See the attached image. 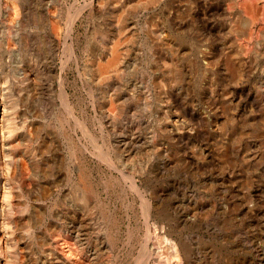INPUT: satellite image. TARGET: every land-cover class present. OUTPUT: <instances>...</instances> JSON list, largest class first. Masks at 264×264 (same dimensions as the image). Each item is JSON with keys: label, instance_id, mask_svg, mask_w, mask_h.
<instances>
[{"label": "rangeland", "instance_id": "374dc122", "mask_svg": "<svg viewBox=\"0 0 264 264\" xmlns=\"http://www.w3.org/2000/svg\"><path fill=\"white\" fill-rule=\"evenodd\" d=\"M0 98V264H154L133 182L162 246L264 264V0H0Z\"/></svg>", "mask_w": 264, "mask_h": 264}, {"label": "bare ground", "instance_id": "6f19581e", "mask_svg": "<svg viewBox=\"0 0 264 264\" xmlns=\"http://www.w3.org/2000/svg\"><path fill=\"white\" fill-rule=\"evenodd\" d=\"M220 11H222L223 13H224V9L223 8H220L219 9ZM242 16H240V18H241ZM242 18H244V17H242ZM238 21V20H237ZM251 23V22H250ZM242 24L243 25H245V26H247L249 23L247 22V21H242ZM242 26V25H241ZM227 28V27H226ZM225 28V29H226ZM224 29V30H225ZM69 30V29H68ZM241 30V29H240ZM243 31L245 30V29H242ZM250 31H248V33H249ZM164 34V33H163ZM242 34H245V32L244 33H242ZM258 35V34H257ZM244 36V35H243ZM246 36V35H245ZM236 37V36H235ZM233 40V39H232ZM230 41V40H229ZM123 42V41H122ZM234 42V41H233ZM228 43V42H227ZM236 42H234V44H235ZM72 44V43H71ZM239 44V43H238ZM226 46V45H225ZM231 46H233V45H231ZM163 47V46H162ZM235 47V46H234ZM74 49V48H73ZM230 49V48H229ZM236 49V48H235ZM206 50V49H205ZM108 51H109V53H108V55H109V59L110 60H108V64H104L105 65V68L104 69H102V68H99V69H102V71H104L105 69H106V72L108 71V70H110L112 67H115L118 63H119V61H120V56H121V52H120V42H117V41H114V42H112V44L110 45V47H108ZM74 52V51H73ZM164 52V51H163ZM235 52H236V54H241L242 53V49L241 48H237L236 50H235ZM260 52V51H259ZM158 53V52H157ZM221 53V52H220ZM229 53V52H228ZM162 54V53H161ZM218 57H219V55H218ZM159 58V57H158ZM240 58H241V56H240ZM102 59V58H101ZM221 59V58H220ZM223 59V58H222ZM225 59V61H226V65H227V67L230 69L229 70V72H231L232 73V71L231 70H233V67H232V65L230 64V63H228V59L227 58H224ZM155 60V59H154ZM159 59H157V60H155V61H158ZM235 60V59H234ZM161 60H159V62H160ZM224 61V62H225ZM95 62V61H94ZM220 62V61H219ZM100 63V62H99ZM102 63H100L99 65H101ZM162 64H163V62H162ZM98 65V66H99ZM103 65V64H102ZM100 66V67H103V66ZM164 65V64H163ZM245 66V65H244ZM158 67V66H157ZM166 67V66H165ZM167 67H168V65H167ZM247 67H248V65H247ZM93 72V71H92ZM228 72V71H227ZM107 76V75H106ZM105 77V76H104ZM114 79V78H113ZM106 81V80H105ZM224 82V81H223ZM230 82V81H229ZM238 82V81H237ZM101 83V82H100ZM105 83V82H104ZM230 85V84H229ZM64 89V88H63ZM108 97V96H107ZM2 98V97H1ZM0 98V99H1ZM1 103H2V101H0ZM69 102V101H68ZM109 102V101H108ZM66 103H67V101H66ZM63 105V104H62ZM65 105V104H64ZM67 105V104H66ZM64 107V106H63ZM74 109V108H73ZM105 111V110H104ZM106 112V111H105ZM110 112V111H109ZM112 112V111H111ZM68 114V113H67ZM112 114V113H111ZM69 115V114H68ZM111 116H113V115H111ZM69 117H70V115H69ZM76 117V116H75ZM71 118H72V116H71ZM107 118V117H106ZM112 118V117H111ZM7 119V118H6ZM6 119H4L3 121H5ZM118 119V118H117ZM166 119V118H165ZM111 120V119H110ZM167 120V119H166ZM79 121V120H78ZM77 121V122H78ZM116 121V120H115ZM77 122H76V124H77ZM80 122V121H79ZM6 123V122H5ZM3 124V123H2ZM32 124V123H31ZM78 125V124H77ZM2 126V125H1ZM0 126V127H1ZM79 126V125H78ZM81 127V126H80ZM4 129V128H3ZM15 129V128H14ZM103 129V128H102ZM1 130V129H0ZM4 131V130H3ZM2 131V132H3ZM4 134V133H3ZM3 134H1V135H3ZM10 138V137H9ZM3 139V138H2ZM1 139V140H2ZM4 140V139H3ZM4 143V142H3ZM2 151V150H1ZM5 151H6V149H5ZM1 153H3V152H1ZM102 156V155H101ZM97 157V156H96ZM14 160V159H13ZM110 161V160H109ZM10 165L12 164V163H10V162H8ZM130 163V162H129ZM111 164H114V163H111ZM13 165V164H12ZM6 168V167H5ZM110 168V167H109ZM117 169H119V168H117ZM18 170V169H17ZM122 172V171H121ZM118 174V173H117ZM136 174V173H135ZM74 175H75V173H74ZM125 176V175H124ZM123 177V176H122ZM6 178H7V174H5V173H1L0 174V181H4V180H6ZM124 178V177H123ZM122 178V179H123ZM128 178V177H127ZM126 179V178H125ZM124 179V181H126ZM130 180V179H129ZM134 181V180H133ZM132 181V182H133ZM133 186L135 187V189H137V191L139 192V194L142 196V201L144 200V205L146 206V204H147V210H146V214H147V231H146V236L144 235L143 237H145V248L147 249V251H149L148 252V256H149V259H154V264H192V260H191V250H190V246H189V244H188V242H186V240H184L181 236H180V233H178V239L176 240V242H171V243H169V246H162L161 245V243H160V241H159V238H158V235H159V232H161L162 230H164V228H159L157 225H155V224H152L151 223V221H153V220H155L156 218H155V213H156V208L154 207V202L153 203H149V202H151V201H149L148 203H147V201H146V198H147V196L145 197L141 192H140V190H139V188L137 187V185L133 182ZM127 185V184H126ZM125 185V186H126ZM141 185V184H140ZM142 186V185H141ZM147 187H148V185H147ZM124 188V187H123ZM127 188V187H126ZM1 189V188H0ZM82 189V188H81ZM143 189V188H142ZM3 190V189H2ZM124 190V189H123ZM133 191V190H132ZM137 194V193H136ZM139 195V196H140ZM60 197V196H59ZM138 197V196H137ZM1 199V198H0ZM148 199V198H147ZM128 202V201H127ZM153 204V205H152ZM157 206V205H156ZM3 207V206H2ZM161 208V207H160ZM146 209V208H145ZM219 211V210H218ZM218 211H217V213H218ZM1 212V211H0ZM158 213V212H157ZM156 213V214H157ZM128 214V213H127ZM246 214V213H245ZM1 215V214H0ZM4 215V214H3ZM167 215V214H166ZM239 215H241V214H239ZM250 215H252V214H250ZM225 216V215H224ZM81 217V216H80ZM197 217V216H196ZM242 217V216H241ZM70 218V217H69ZM142 218H143V216H142ZM109 219V218H108ZM196 219V218H195ZM71 220V219H70ZM75 220V219H74ZM145 220V219H144ZM79 221H81V220H79ZM183 221H184V223H188V224H191L192 223V220L191 219H189V218H187V217H183ZM196 221V220H195ZM204 221V220H203ZM158 222H159V220H158ZM164 223V222H163ZM194 223V222H193ZM198 223V222H197ZM130 224V223H129ZM203 224V223H202ZM129 226V225H128ZM145 226V225H144ZM170 226H172V225H170ZM111 227V226H110ZM81 228V227H80ZM168 228V227H167ZM84 229V228H83ZM169 229V228H168ZM174 229V228H173ZM193 229V228H192ZM58 230V229H57ZM133 230V229H132ZM76 231H77V228H76V224L74 225V223L71 221L69 224H68V226H67V231H66V239H67V242H68V244H69V248H70V254L72 253V250H71V247H72V242L75 240V238H77V233H76ZM81 231V230H80ZM145 231H144V233H145ZM206 231V230H205ZM169 232V231H168ZM184 232V231H183ZM7 233V232H6ZM174 233H175V231H174ZM76 234V235H75ZM84 234V233H83ZM133 234V233H132ZM172 233H170V235H171ZM205 234V233H204ZM0 235H2V234H0ZM130 235V234H129ZM106 238V237H105ZM9 239V238H8ZM130 239H132V238H130ZM228 239V238H227ZM141 240H143V239H141ZM153 240H156V241H154L153 242ZM193 240V239H192ZM205 240H206V238H205ZM222 240V239H221ZM51 241V240H50ZM165 241V240H164ZM213 241V240H212ZM100 243V242H99ZM139 243V242H138ZM194 243V242H193ZM197 243V242H196ZM214 243V242H213ZM137 244V243H136ZM12 245H14V244H12ZM135 245V244H134ZM3 246V245H2ZM5 246V245H4ZM10 246V245H9ZM8 246V247H9ZM17 246V245H16ZM106 247V246H105ZM126 247H127V245H126ZM129 247V246H128ZM137 247V246H136ZM223 247V246H222ZM79 248V247H78ZM103 248V247H102ZM137 248H140V247H137ZM144 248V249H145ZM210 248V247H209ZM209 248H208V250H209ZM224 248V247H223ZM3 249V248H2ZM15 249V248H14ZM225 249V248H224ZM240 249V248H239ZM12 250H13V247H12V249H11V252H12ZM102 250V249H101ZM195 250V249H194ZM135 251H137V250H135ZM146 251V250H145ZM145 251H144V253H145ZM115 252V251H114ZM113 252V253H114ZM166 252V253H165ZM206 252V251H205ZM222 252V251H221ZM83 253V252H82ZM194 253V252H193ZM192 253V254H193ZM196 253V252H195ZM218 253V252H217ZM18 254V253H17ZM104 254V253H103ZM59 255V254H58ZM89 255V254H88ZM97 255V254H96ZM145 255V254H144ZM205 255V254H204ZM209 255H211V254H209ZM85 256V255H84ZM97 256H99V255H97ZM196 256V255H195ZM213 256V255H212ZM219 256V255H218ZM10 257H11V255H10ZM56 257V256H55ZM143 257V256H142ZM209 257V256H208ZM4 258V257H3ZM14 258V257H13ZM85 258H86V256H85ZM136 258V257H135ZM141 258V257H140ZM144 258V257H143ZM146 258V257H145ZM211 258V257H210ZM12 259V258H11ZM142 259V258H141ZM81 260H82V258H81ZM92 260V259H91ZM98 260V259H97ZM211 260V259H210ZM4 261V260H3ZM63 261V260H62ZM115 261H118V260H115ZM135 261V260H134ZM197 261V260H196ZM9 262H10V260H9ZM54 262V261H53ZM59 262V261H58ZM93 262V261H92ZM119 262V261H118ZM139 262H140V260H139ZM138 262V263H139ZM177 262V263H176ZM203 262V261H202ZM17 263V262H16ZM96 263H97V261H96ZM95 263V264H96ZM106 263V262H105ZM146 263V262H145ZM4 264V263H3ZM66 264H84V262L83 261H81V262H79L78 260L76 261V260H74V259H67L66 260ZM102 264V263H101ZM142 264V263H141ZM200 264H201V262H200ZM211 264V263H210Z\"/></svg>", "mask_w": 264, "mask_h": 264}]
</instances>
